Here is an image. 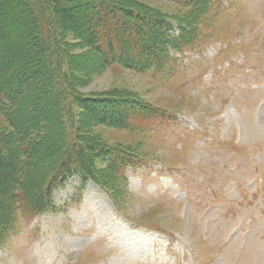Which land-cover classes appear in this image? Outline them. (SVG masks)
<instances>
[{"label": "rangeland", "instance_id": "1", "mask_svg": "<svg viewBox=\"0 0 264 264\" xmlns=\"http://www.w3.org/2000/svg\"><path fill=\"white\" fill-rule=\"evenodd\" d=\"M137 1L170 15L184 12L169 0ZM220 10L212 36L205 28V38L172 51L164 73L101 68L68 31L82 95L134 92L173 120L140 134L105 128L84 114L85 133L141 144L143 154L151 153L146 159L176 165L129 170V195L119 206L93 182L79 197L81 180L71 179L54 195L56 211L18 216L0 264H264V0H227ZM20 52L30 60L20 46L14 61ZM0 150L8 158L1 144ZM1 199H8L3 191Z\"/></svg>", "mask_w": 264, "mask_h": 264}, {"label": "trees", "instance_id": "2", "mask_svg": "<svg viewBox=\"0 0 264 264\" xmlns=\"http://www.w3.org/2000/svg\"><path fill=\"white\" fill-rule=\"evenodd\" d=\"M169 1L184 12L170 15L137 0H0V111L8 122L0 144L9 153L3 160L0 150V191L8 195L0 200V247L16 232L19 215L34 219L56 211V191L73 178L81 180L79 197L93 182L119 206L129 195V170L176 165L175 159H146L151 153L143 154L141 144H110L85 133L84 114L105 128L140 134L173 120L134 92L82 95L66 40L74 34L101 68L164 73L172 51L205 38V28L212 36L227 0ZM20 46H27L30 60L21 52L19 61L12 59Z\"/></svg>", "mask_w": 264, "mask_h": 264}]
</instances>
